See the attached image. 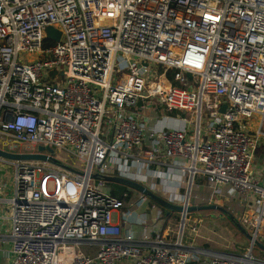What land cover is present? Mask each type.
<instances>
[{
    "label": "built area",
    "instance_id": "1",
    "mask_svg": "<svg viewBox=\"0 0 264 264\" xmlns=\"http://www.w3.org/2000/svg\"><path fill=\"white\" fill-rule=\"evenodd\" d=\"M151 106L183 126L148 125ZM0 139L9 152L50 146L74 160L49 166L54 153L42 151L46 161L11 162L7 217L0 208L8 264L257 263L182 242L184 221L173 242L153 236L158 216L148 234L123 230L113 213L150 200L131 188L128 201L112 196L104 176L168 161L239 199V221L264 240V167H254L264 0H0Z\"/></svg>",
    "mask_w": 264,
    "mask_h": 264
},
{
    "label": "rangeland",
    "instance_id": "2",
    "mask_svg": "<svg viewBox=\"0 0 264 264\" xmlns=\"http://www.w3.org/2000/svg\"><path fill=\"white\" fill-rule=\"evenodd\" d=\"M155 111H158V113L163 112V114H166L164 111H159V109H156L155 107H152ZM154 112V111H153ZM185 116V115H184ZM188 116V115H186ZM256 117V116H255ZM254 117V119H255ZM259 117V116H258ZM254 126V123L252 124ZM0 148L7 150L10 149L9 147H2V141L0 139ZM29 148V146L21 144L16 146V151H24L25 149ZM11 151V150H10ZM12 151V152H16ZM53 158L55 160L52 162H49V166H59L60 168H73V161L69 157L65 156V154L59 152V149H53ZM5 161V164L9 166V171L12 172L13 166L11 165L12 161ZM145 172L141 173L144 174V176L140 175L141 177L136 178L131 173L126 175L125 177L130 179H135L141 184H144L148 188H152V191H154L159 196L161 195L162 198L170 201L175 202L174 204H183V196L185 193V189L190 188L191 184L189 185V181H184L181 183L179 187H174L173 184L170 181H164L163 175L161 170L157 167V169H150V167L145 168ZM68 171V170H66ZM187 175L189 176V173L187 172ZM200 177L198 175H195L193 179ZM190 178V176L188 177ZM204 182L202 185L203 188H206L207 186L212 189V191L215 192V195L222 196L223 199L221 201V205L215 203L214 198L208 199L209 195L202 194L199 192H196L194 194H191V197L188 196V205H208V204H216L218 207H221L224 209L226 214H223L222 211H218L217 209H204L188 212L185 214L184 218V225L182 227L181 232V238L186 237L188 244H192L199 247H204L212 250L217 251H227L231 253H240L244 254L247 253L248 249L251 247V241L243 236L241 232L237 231L236 227L233 224V221L235 223H242L243 221H239L238 214L239 210L241 208V202L237 198H232L229 195H225V192H222L219 188H214L212 185H210L207 180L200 177L197 182ZM129 188V187H127ZM190 190V189H189ZM177 196L180 197H176ZM132 195V193H130ZM226 197H225V196ZM137 196L133 194V200L132 202L136 201ZM138 202L123 207L124 214H127L128 212L135 211L137 209ZM147 210L145 215H154L158 216L157 223L159 226H163L164 223V216L163 212L160 210V207L155 204H150V201H148ZM139 212V211H138ZM142 212V211H141ZM178 216L174 219L175 223L177 224L175 228V234L179 232L180 228V220H181V213H174ZM230 214L233 217V221H230L227 219V215ZM167 221V220H166ZM245 228V226H244ZM154 229V228H153ZM154 231V230H153ZM156 236V234H155ZM264 244V240H263ZM259 248L257 245H252L251 248V256L254 258V261L257 262L255 264H264V256L261 255V252L259 251Z\"/></svg>",
    "mask_w": 264,
    "mask_h": 264
},
{
    "label": "crops",
    "instance_id": "3",
    "mask_svg": "<svg viewBox=\"0 0 264 264\" xmlns=\"http://www.w3.org/2000/svg\"><path fill=\"white\" fill-rule=\"evenodd\" d=\"M152 107H154V106L150 107V109L144 114L145 116L143 118L144 120L147 119L146 123L148 125H150V126L155 125V127L157 129H159V128L163 129V128H168V127L180 128L183 126V124L180 123L179 120L177 119V116H176L177 113L176 112L174 114L168 113L167 112L168 110H165L164 112H166V114H168V115H171L170 117L172 118V120L164 121L162 119L160 122L157 120V122L155 123V120L158 119L157 115L158 116L162 115L163 112L158 113V111H155ZM179 115L184 116V114H182V113H179ZM254 155H255L254 167L255 168H257V167L259 168L261 166L264 167V145H262V144L258 145V148L256 149ZM149 167H150V169H152V168L157 169V167L155 165H150ZM158 168L162 172L163 180L164 181H166V180L170 181L174 187H179L181 185V183H183L184 181H189L188 183H189V185L191 184V187L188 189L187 188L185 189V193L183 196V204L188 205V196L191 197V194L199 192L202 194L209 195L208 199L214 198L215 203L221 205V201L223 199L222 196L215 195V192L212 191V189L208 186L206 188H203L202 185L204 184V182H202V181L197 182V183L195 182L198 179H200V177H202L201 175L197 174L200 177L195 178V180L190 179V178H188L189 176L187 175V171L185 169L181 168L180 166L171 164L168 161L162 162V165H160ZM133 170L135 171V173H131V174H133V176H135L136 178L141 177L140 175L144 176V174H141L143 172H145V174H146V170L142 165H140L139 167H136V168L133 167ZM202 178H204V177H202ZM13 188L14 187H13V183H12V172L9 171L8 165H6L0 161V208H1V213L3 214V216H6V217L8 216V209H9L8 199H10L12 194H13ZM150 189L152 190V188H150ZM175 196L180 197L181 195L177 196L175 194ZM173 203H175V202H173ZM200 205H202V204H200ZM188 206H191V205H188ZM194 206H196V205H194ZM144 211H148L147 207H145L144 204L142 205L141 203H139L137 206V209H135V211H131V212H128L127 214H125L126 218L121 217V213L125 212L124 209L120 210V212H114L113 213V221L117 225H120V227H122L123 230H125V231L128 230L134 236L140 237L144 234L150 233L151 230L154 228V226H153L154 215H153V217L151 214L145 215V214H143ZM195 211H197V210H195ZM218 211H220V210H218ZM191 212H193V211H191ZM171 213H178V212H171ZM222 213L226 214L227 212H222ZM174 215H176V214H173L172 216H170L167 219V221L164 220V224L162 227L157 225L156 228H158V229H157V232L155 234L158 236V238L160 240H163L166 242H173V241L179 239V232L177 234L173 235L176 232L175 228L177 226V224L174 221V219H175ZM0 217H1V215H0ZM246 232H248V231H246ZM241 233L243 236L246 237L244 232H241ZM182 242L188 243L186 237H182ZM8 243H10V242L9 241H7L6 243H2V241L0 242V264H8V260H7L8 257L6 258V256H5V253H7V249L9 247L7 245ZM123 264H125V263H123Z\"/></svg>",
    "mask_w": 264,
    "mask_h": 264
},
{
    "label": "water",
    "instance_id": "4",
    "mask_svg": "<svg viewBox=\"0 0 264 264\" xmlns=\"http://www.w3.org/2000/svg\"><path fill=\"white\" fill-rule=\"evenodd\" d=\"M45 31L47 32L46 34H47L48 39L58 41L60 34H61L59 30H56L51 26H47ZM143 64L146 65V63H144V62H143ZM225 107H226V103L224 102L220 106L219 112L222 113L224 111ZM37 150L39 151L38 153H26V152L25 153H18V152H9V151H6V150L0 148V158L1 159H7L10 161H15V160H19V161H46L48 159V156L44 155L40 152L46 151L49 154H53V152H54L50 146H46V147L45 146H38ZM104 179L106 182L121 183V184L125 185L126 187L137 190L139 193H142L143 195L148 197V199L151 200L152 202H154L156 205L163 207L170 212L181 213L180 225L184 221L185 214L188 212H191V211L200 210V209L204 208V209H218V210H221L222 212H226L224 209H222L221 207H218V205H216V204L198 205V206H194V205L188 206L187 204H182V205L174 204V203L162 198L161 195L159 196L154 191H152L150 188H148L144 184H141L140 182H138L135 179H130L127 177H122V176H108V175L104 176ZM238 227H239L240 231L244 232L246 237L251 241V244H250L251 247L248 249V251H247L248 253L251 252L252 245H254V244L257 245L259 248H261L264 251V244H262L259 240L252 241L251 240L252 235L249 234L248 232H246V230L241 225H238Z\"/></svg>",
    "mask_w": 264,
    "mask_h": 264
},
{
    "label": "trees",
    "instance_id": "5",
    "mask_svg": "<svg viewBox=\"0 0 264 264\" xmlns=\"http://www.w3.org/2000/svg\"><path fill=\"white\" fill-rule=\"evenodd\" d=\"M175 72V70H169L168 73H167V76H168V79L170 80L171 84L173 85H177V86H181L180 83L178 82H175L173 81V73ZM185 76V79L187 81H191L193 79V76L192 74L190 73H185L184 74ZM168 113H175L176 111H167ZM199 175V174H198ZM108 186L110 187V193L112 196L122 200V201H128L129 200V197H130V193L129 190H127V187L121 183H109L107 182ZM150 204H154V202H152L150 200ZM160 207V206H159ZM160 210L163 212V216H164V220L166 221L170 216H172L174 213H171L170 211H168L167 209L163 208V207H160ZM228 213V212H227ZM178 216H175V218H177ZM227 219L230 220V221H233V217L228 214L227 215ZM164 224V223H163ZM233 224L234 226L236 227L237 231L241 232L238 225L240 223H235L233 221ZM241 225V224H240ZM242 226V225H241ZM243 227V226H242ZM244 228V227H243ZM242 234V233H241ZM155 235V233L153 234V236ZM262 244H263V241H260ZM259 251L261 252V255L264 256V251L262 249H259Z\"/></svg>",
    "mask_w": 264,
    "mask_h": 264
}]
</instances>
